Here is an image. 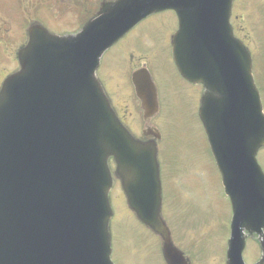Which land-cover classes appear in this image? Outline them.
<instances>
[{"label": "water", "instance_id": "water-1", "mask_svg": "<svg viewBox=\"0 0 264 264\" xmlns=\"http://www.w3.org/2000/svg\"><path fill=\"white\" fill-rule=\"evenodd\" d=\"M231 5L232 0H118L80 34L34 37L21 49L22 68L0 93V126L17 154L13 175L0 174V217L15 214L29 242L16 256L18 264H114L111 157L130 207L162 234L168 263L175 264L177 252L161 218L156 147L133 138L96 77L103 50L139 19L164 8L181 16L173 41L180 71L208 88L201 118L236 213L230 264H243V228L264 227V181L255 167V154L264 146V113L251 58L229 23ZM0 150L10 155L1 138Z\"/></svg>", "mask_w": 264, "mask_h": 264}, {"label": "rangeland", "instance_id": "rangeland-1", "mask_svg": "<svg viewBox=\"0 0 264 264\" xmlns=\"http://www.w3.org/2000/svg\"><path fill=\"white\" fill-rule=\"evenodd\" d=\"M251 1L262 4V0ZM171 17L172 15L169 14L163 16L167 26H172L168 19ZM240 23L248 31L252 44L253 34L257 37L259 34L263 35L256 41L260 43V39L264 46V21L261 15L247 11L240 16ZM153 26L151 22L141 26L137 38L138 44H144L148 34H156L149 30ZM167 26L164 39H167L168 34L175 30V25L169 31H167ZM162 27V22H156L155 28L161 29ZM155 42H159V38H155L153 43ZM137 43H128L124 51L123 70L126 73L143 63H152L155 57L164 56L167 51L163 45L158 50L150 44L141 49ZM120 56L121 48L118 47L103 59L102 73L107 77L109 91L112 83L110 75L116 78V70H119L116 67L117 60ZM257 60L260 62L256 67L257 83L261 89L264 104V51L260 57H257ZM150 67L159 87L160 82L166 84L169 81L175 88L169 90L165 87L164 109L158 120L160 129L168 132L162 145V158L167 156V161L172 167V183L170 186L165 183L166 214L168 207L170 217L181 228L177 231L178 238L183 240L189 248L193 247L196 253H202L207 264H222L229 237L230 207L218 170L214 161L209 158V147L198 118L195 99L197 95H201L202 90L199 86L179 84L182 80L174 76L175 72L174 75L171 73L174 68L170 58L167 59L164 56L163 60H157L155 64H150ZM122 79L124 80V76ZM168 92H174L172 95L174 108L172 103L169 104L171 97ZM128 93L129 97L126 102L120 103V108L129 115V118L136 119L137 123L134 128L140 131L143 123L138 109L139 105L133 91L128 90ZM160 93L162 102L163 95L162 92ZM112 196L115 211L113 226L116 238L114 260L117 264H159V250L145 252L140 255V261H135L133 252L143 243V237L146 238V235L139 229L135 216L127 207L119 183L116 184Z\"/></svg>", "mask_w": 264, "mask_h": 264}, {"label": "flooded vegetation", "instance_id": "flooded-vegetation-1", "mask_svg": "<svg viewBox=\"0 0 264 264\" xmlns=\"http://www.w3.org/2000/svg\"><path fill=\"white\" fill-rule=\"evenodd\" d=\"M100 2L99 0H0V64L16 62L19 48L26 39V31L34 22H41L49 28L71 26L65 28L79 29L96 13ZM7 69L8 67L5 68L3 64L0 65V75L1 73L3 75ZM113 99L115 101L114 97ZM116 101L120 104L126 102V99L122 93H118ZM124 116L123 119L127 122L129 115L124 114ZM258 160L264 169V150L259 152Z\"/></svg>", "mask_w": 264, "mask_h": 264}]
</instances>
